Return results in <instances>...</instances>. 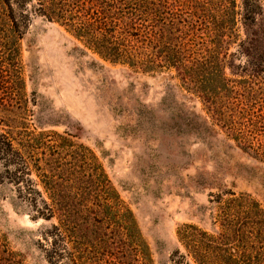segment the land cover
<instances>
[{
  "label": "rangeland",
  "instance_id": "1",
  "mask_svg": "<svg viewBox=\"0 0 264 264\" xmlns=\"http://www.w3.org/2000/svg\"><path fill=\"white\" fill-rule=\"evenodd\" d=\"M89 4L77 8L83 18L96 7ZM15 10L13 21L0 17V132H10L15 146L29 134L45 158L66 163L65 176L94 183L103 173L114 191L72 189L69 229L59 236L57 219L36 215L0 177V254L11 252V264H70L67 251L78 242L87 264H197L177 230L185 223L210 230L211 198L245 192L264 208V160L226 136L174 68L103 58L67 26V0L43 9L27 0ZM237 37L220 59L242 92L243 32ZM259 96L254 110L263 112ZM37 188L46 197L38 181Z\"/></svg>",
  "mask_w": 264,
  "mask_h": 264
},
{
  "label": "trees",
  "instance_id": "2",
  "mask_svg": "<svg viewBox=\"0 0 264 264\" xmlns=\"http://www.w3.org/2000/svg\"><path fill=\"white\" fill-rule=\"evenodd\" d=\"M26 1L0 0V17L13 21L15 8L24 7ZM48 1L36 3L43 9ZM85 2L96 7L89 6L91 14L83 18L77 8ZM67 26L112 62H126L143 70L174 68L185 88L191 89L216 124L224 127L226 136L264 160V111L254 110L255 91L260 93L259 101L264 100V0H67ZM239 31L244 38L238 39L237 45L247 72L242 92L225 76L220 59L225 44L237 39ZM16 143L10 132H0V177L16 185L19 196L29 201L36 215L56 218L60 225L54 228L59 236L61 228L69 229L72 189L79 196L96 186H100L98 195L109 196L114 191L103 173L94 183L84 177L65 176L66 163L45 158L29 134ZM225 194L210 199V230L185 223L177 230L178 239L197 264H264V208L245 192ZM114 201L123 207L117 195ZM81 244L69 247L70 264H87L80 259ZM135 245L137 250L140 244ZM7 256L0 254V264H11L12 253Z\"/></svg>",
  "mask_w": 264,
  "mask_h": 264
}]
</instances>
